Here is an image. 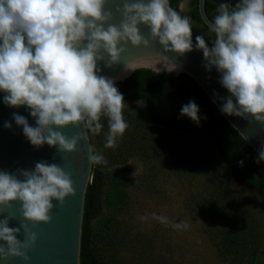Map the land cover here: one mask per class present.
Instances as JSON below:
<instances>
[{"label": "clouds", "instance_id": "9594fccd", "mask_svg": "<svg viewBox=\"0 0 264 264\" xmlns=\"http://www.w3.org/2000/svg\"><path fill=\"white\" fill-rule=\"evenodd\" d=\"M107 0H0V91L6 93L4 104L12 108L26 106L35 119L14 114L13 119L34 148L56 147L60 154H73L88 133L102 130L101 118L107 117L105 148L117 147L128 124L123 110L124 97L112 79L99 75L105 68L121 62L127 51L158 44L162 54L153 58L124 63V72L151 69L159 74L171 73L177 65L166 53L183 56L193 50L188 0H181L179 11L169 0H123L119 25L113 24V13L105 10ZM208 31L215 34L211 46L204 36L195 37L196 49L203 53L205 67L222 74L220 83L230 97L221 112L264 126V0H240L235 8L222 3ZM148 29L142 34L140 26ZM234 98V99H233ZM235 101V102H234ZM195 102L182 106L181 116L199 123ZM83 125L84 135L71 138L62 134L66 126ZM11 128L10 123L4 125ZM90 165H106L105 157L88 147ZM264 161V147L257 163ZM241 166L243 161L240 162ZM16 174L0 172V262L30 260L38 234L33 227L48 224L53 201L63 205L66 197L75 195L70 173L56 163L40 161L32 171ZM18 208L19 227H9L15 219L5 214L13 205ZM162 224L168 218L155 216ZM144 219V218H142ZM186 222L172 224L187 228ZM23 232V239L18 236Z\"/></svg>", "mask_w": 264, "mask_h": 264}, {"label": "rangeland", "instance_id": "374dc122", "mask_svg": "<svg viewBox=\"0 0 264 264\" xmlns=\"http://www.w3.org/2000/svg\"><path fill=\"white\" fill-rule=\"evenodd\" d=\"M123 103L125 108L139 106L138 102ZM123 116L128 128L117 147H104L108 121L101 122V132L92 135L95 151L108 161L97 168L127 183V205L96 240V249L106 250L110 264L245 262L249 232L244 234L238 227L226 199L233 195L248 215L249 225L263 236L264 210L254 191L240 184L218 183L199 159L175 153L182 146L175 129L143 127ZM158 137L165 142L159 144ZM172 154L181 158L172 159ZM153 214L167 217L168 223H160ZM181 222L189 226L172 227ZM256 264H264V244Z\"/></svg>", "mask_w": 264, "mask_h": 264}, {"label": "trees", "instance_id": "16d2710c", "mask_svg": "<svg viewBox=\"0 0 264 264\" xmlns=\"http://www.w3.org/2000/svg\"><path fill=\"white\" fill-rule=\"evenodd\" d=\"M181 0H169L170 6L179 11ZM240 0H205V12L209 20L214 21L217 8L227 3L235 8ZM190 11L181 13L191 19L192 40L195 44L197 35L204 36L209 46L215 40L203 24L198 13V0L189 1ZM127 103L138 102L137 108H124L123 115L143 127L165 130L167 126L175 129L180 136L182 146L174 149L184 159L195 157L204 171L223 185L237 184L254 191L264 210V162L257 163L258 156L224 120L214 105L205 97L197 84L184 74L154 73L140 69L129 78L115 85ZM195 102L199 108V123H194L186 116H181L182 106ZM107 117L102 116L101 122ZM166 133V132H165ZM88 133L92 148L93 139ZM159 144L165 142L158 137ZM162 141V142H161ZM180 157L172 154L171 158ZM181 158V157H180ZM175 161V160H174ZM243 161L241 166L240 162ZM126 181L112 174L101 171L92 165L91 179L88 183L82 221L80 264H110L108 254L102 248L96 249V240L116 220L127 205ZM228 211L238 223V227L249 232V256L242 264H256L258 254L264 244V235L249 225L245 210L233 195H227ZM248 229V230H247Z\"/></svg>", "mask_w": 264, "mask_h": 264}, {"label": "water", "instance_id": "95a60500", "mask_svg": "<svg viewBox=\"0 0 264 264\" xmlns=\"http://www.w3.org/2000/svg\"><path fill=\"white\" fill-rule=\"evenodd\" d=\"M122 2L123 0H107L105 10L112 11L113 17L110 22L113 24L119 25L120 23L121 16L116 9L122 7ZM129 2H134V0H129ZM198 13L203 24L209 28L211 21L205 12V0H198ZM140 29L142 34L148 35V29L145 26L141 25ZM157 53L162 54V49L158 44L148 49L142 47L132 48L129 44L127 45V51L121 57L120 63L111 68H105L103 63H100L98 66L101 71L98 74L112 79L116 85L134 73H125L124 63L153 58ZM165 55L177 65V70L171 73L174 76L184 74L193 80L224 120L259 156L261 148L264 147V126L255 122L249 124L247 120L228 116L221 112L223 103L226 99L231 98L230 93L220 83L222 74L217 72L214 67L210 71L206 69L203 53L196 49L195 44L193 43V50L183 56L174 53H166ZM157 67L161 68L160 73H169L163 70L161 65ZM5 95L6 93L0 91V172L16 174L18 178L22 179V177H19L20 170L32 171L35 164L40 161H46L49 164L56 163L65 172L71 174L75 189V195L66 197L63 205L56 201L52 202L53 209L50 213V223L35 227L28 224L31 231L37 232L38 239L34 248L29 250L30 260L27 264H80L84 201L92 172V165L89 164L87 159L88 147H92L89 136L87 135L86 140H80L77 150L73 154H60L57 152L56 147H49L46 144L38 149L34 148L24 136L22 127L16 125L13 115L18 114L25 117L32 127L36 126L35 119L31 117L30 110L26 106L12 108L4 104ZM6 123H10L11 128H5ZM60 131L69 138L78 134L82 137L84 135L83 125L75 127L69 125ZM19 207L20 205L17 203L5 213H11L15 216V219L9 221V227H19L21 222L17 211ZM18 239H23L22 231ZM0 264H25V262L12 259L0 262Z\"/></svg>", "mask_w": 264, "mask_h": 264}]
</instances>
